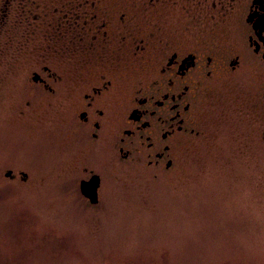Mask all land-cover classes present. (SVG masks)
I'll list each match as a JSON object with an SVG mask.
<instances>
[{"label": "rangeland", "instance_id": "rangeland-1", "mask_svg": "<svg viewBox=\"0 0 264 264\" xmlns=\"http://www.w3.org/2000/svg\"><path fill=\"white\" fill-rule=\"evenodd\" d=\"M176 1L166 19L186 36L218 20L212 3L253 2ZM20 2L0 0V264H264V107L256 116L239 101L224 119L215 114L156 176L147 160H123L112 142L90 146L71 127L67 99H78L77 82L92 68L79 79L64 54L37 50L50 28L29 33ZM139 3H131L135 26ZM197 3L209 23L189 19ZM35 71L55 92L33 82ZM92 174L102 179L97 204L80 188Z\"/></svg>", "mask_w": 264, "mask_h": 264}, {"label": "flooded vegetation", "instance_id": "flooded-vegetation-1", "mask_svg": "<svg viewBox=\"0 0 264 264\" xmlns=\"http://www.w3.org/2000/svg\"><path fill=\"white\" fill-rule=\"evenodd\" d=\"M177 2L143 0L136 26L131 3H68L62 18L46 21V46L36 48L50 57L64 54L77 76L92 68L74 87L78 99H67L76 109L69 123L80 138L90 146L112 142L123 160H147L156 176L173 167L178 151L215 114L224 119L239 101L250 104L256 116L264 107V0L241 8L212 3L209 10L217 14L210 17L218 20L208 27L199 23L210 22L209 10L197 3L187 16L200 27L193 36L180 34L166 19ZM126 70L131 79L122 81ZM43 71L51 80L58 77L47 64ZM33 82L55 92L39 72ZM101 184L100 177L99 196Z\"/></svg>", "mask_w": 264, "mask_h": 264}, {"label": "trees", "instance_id": "trees-1", "mask_svg": "<svg viewBox=\"0 0 264 264\" xmlns=\"http://www.w3.org/2000/svg\"><path fill=\"white\" fill-rule=\"evenodd\" d=\"M143 0H21L20 3L24 6L28 12L23 14L21 17V23L28 21L31 27L28 32H32L35 27H32L34 24H43L53 16L57 18L64 15V8L66 9L68 3H139ZM10 3V2H9ZM42 3V4H39ZM31 7V10H30ZM30 16L33 17V20H27ZM62 18V17H61ZM63 21V20H62ZM60 22V21H59ZM60 31V30H55Z\"/></svg>", "mask_w": 264, "mask_h": 264}, {"label": "water", "instance_id": "water-1", "mask_svg": "<svg viewBox=\"0 0 264 264\" xmlns=\"http://www.w3.org/2000/svg\"><path fill=\"white\" fill-rule=\"evenodd\" d=\"M9 175H11V172L7 174V176ZM99 186L100 177L98 175H94L89 181L81 182V192L92 204H97L99 202Z\"/></svg>", "mask_w": 264, "mask_h": 264}]
</instances>
